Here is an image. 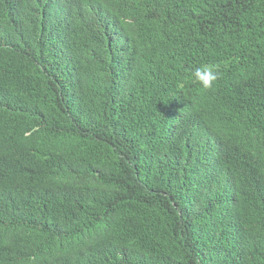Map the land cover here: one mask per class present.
<instances>
[{"label":"trees","instance_id":"16d2710c","mask_svg":"<svg viewBox=\"0 0 264 264\" xmlns=\"http://www.w3.org/2000/svg\"><path fill=\"white\" fill-rule=\"evenodd\" d=\"M0 264H264V0H0Z\"/></svg>","mask_w":264,"mask_h":264},{"label":"clouds","instance_id":"9594fccd","mask_svg":"<svg viewBox=\"0 0 264 264\" xmlns=\"http://www.w3.org/2000/svg\"><path fill=\"white\" fill-rule=\"evenodd\" d=\"M193 76L197 83L204 89H211L219 78V72L214 66L204 65L193 70Z\"/></svg>","mask_w":264,"mask_h":264}]
</instances>
